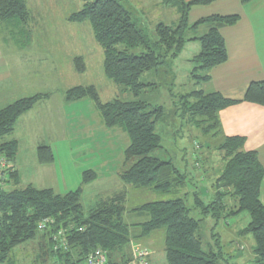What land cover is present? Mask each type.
I'll use <instances>...</instances> for the list:
<instances>
[{
	"label": "trees",
	"instance_id": "1",
	"mask_svg": "<svg viewBox=\"0 0 264 264\" xmlns=\"http://www.w3.org/2000/svg\"><path fill=\"white\" fill-rule=\"evenodd\" d=\"M171 1L167 3L178 7L180 16L175 23H157L154 40L138 22L135 13L119 0L87 1L70 19L74 22L90 21L95 38L104 50L105 74L137 96L147 87H159L157 83L142 81L144 74L167 65L169 59L180 55L188 42L200 41L199 53L191 59L195 64L191 76L200 86L211 80L210 71L215 66L227 61V45L221 29L237 23L239 16L213 15L191 22L189 14L193 6L215 0ZM241 1L247 3L251 0ZM25 2L0 0V23L11 29L21 27L29 18ZM136 49L140 52H135ZM75 65L78 71L84 70L81 57L77 58ZM43 97V94L23 97L0 109V157L7 160L0 186V263L11 258L15 247L40 234L38 260L46 261L49 257L51 264H86L93 251L102 249L107 254L106 264H128L134 251L128 256L123 249L131 238L141 239L158 230L164 234L169 264H228L229 259L222 251L221 235L215 232L216 226L221 222L228 225L231 218L246 211L251 220L238 233L242 237L252 236L255 242L252 259L247 264H264V202L260 198L264 167L256 151L243 149L244 137H225L218 122L219 112L240 100L202 87L188 88L179 99L182 107L179 113H176V107L175 113L187 117L203 135L218 137V149L224 150L226 155L223 170L212 179L214 192H209L211 196L208 194L204 199L199 193L202 189L194 185L195 200L191 206L186 199L188 173L172 160L156 154L163 148L162 136L156 129L165 114L162 105L141 99L122 101L116 98L102 102L93 85L76 86L66 91L68 100L90 97L100 110L104 124L126 133L128 146L122 179L133 187L171 196L131 209L146 214L147 219L130 226L125 222L129 211L124 196L105 200L85 213L81 187L57 193L53 188L19 184L13 164L17 142L6 138L13 133L18 118ZM243 99L264 105V80L252 82ZM38 153L43 164L55 159L48 145L40 146ZM82 177L83 183H90L97 179V174L94 170H86ZM232 195L238 198L237 205L227 203ZM193 210L201 217H194ZM209 217L215 221L214 239L205 240L200 229Z\"/></svg>",
	"mask_w": 264,
	"mask_h": 264
},
{
	"label": "rangeland",
	"instance_id": "2",
	"mask_svg": "<svg viewBox=\"0 0 264 264\" xmlns=\"http://www.w3.org/2000/svg\"><path fill=\"white\" fill-rule=\"evenodd\" d=\"M25 1L29 18L21 27L11 29L5 23H0V56L3 55L2 58L8 63H15L17 57H13L12 54L17 48L22 47L13 44V42H11L13 45L10 43L3 47L1 46L3 40H11L10 38L13 37L15 39H40L42 44L32 43L30 47L25 49L24 54L32 55L34 59H37L36 55L43 54L39 50H44V54L48 59L45 61L51 63L55 61L57 66L56 69L53 65L47 67L43 76L25 79L24 81L30 82L28 87L30 90H28L25 97L36 94H43V98L66 97V91L70 88L93 85L102 102H109L116 98L122 101L141 99L153 105H162L165 114L161 121L157 123L156 129L162 136L163 148L157 150V156L172 160L188 173L190 179L186 183V192L189 193L186 199L189 205L192 206L195 200L193 192L196 188L193 187L194 185H198L200 190L202 189V193H199L204 199L208 197L209 192L213 193L212 179L220 175L226 162L225 151L218 149L220 139L213 137V135H203L187 117L182 118L179 114H176L181 110L182 101H179V99H181V95L185 90L188 88L190 90L201 89V85L199 86L191 76L195 66L191 59L199 53L200 41L188 42L178 57L169 59L167 65L160 67L157 71L144 74L142 81L157 83L159 87H147L137 96L133 91L116 84L105 74L104 50L95 38L90 21L74 22L70 19L73 13L81 10L86 2L91 0ZM119 1L135 13L138 22L141 23V26L144 27L146 33L153 40L156 38L155 27L157 23H175L180 16L178 7L168 4L169 0ZM45 40L48 43H45ZM58 40H61L62 44H59ZM17 52L22 51L17 49ZM135 52L139 53L140 49H136ZM7 54L8 56H6ZM20 55L22 57L23 53ZM79 57L83 59V71L76 69L75 64ZM37 60L43 59L38 58ZM38 61L31 65V70H42ZM19 71L20 69L14 65L10 70V74H16V79L21 82L23 79L17 75ZM4 95L2 94L0 99L7 98ZM66 111L71 116V118H68L67 128H59V132L55 133L56 135L71 137L69 139L71 146L69 150H64L67 143L61 142L59 144L58 148L62 149L59 152L63 156L58 157L57 163H62L66 159L72 161L77 165L78 172L72 171L71 177L65 174L66 184L58 188L55 182V174L51 176L52 169H48L47 173L43 171L41 175L42 178H45L44 183L53 186L54 191L57 193H67L81 187L85 213H88L90 209L97 207L105 200L124 196L129 211L125 216V222L130 226L147 219L146 214L135 213L131 209L144 203L171 197L155 190L133 187L122 179L121 173L124 167L125 150L128 146L127 135L118 127L107 128L102 121L100 110L90 97L70 101L67 99ZM57 163L55 164V173L60 172L61 165L66 167L64 163L61 165ZM30 169H33L31 165ZM86 170L96 172V181L82 182V173ZM28 177L36 178V175L31 172ZM181 194H184V192H181ZM227 203L230 206L237 205L238 198L234 195L229 196ZM195 211H192L194 212L192 213L193 216L200 218L199 212ZM250 220L249 213L244 211L240 215L231 218L228 225L221 222L216 226L215 232L221 235L222 251L229 259L228 264H247L252 259V247L255 245L253 237L249 235L242 237L238 233ZM214 222L209 217L201 224L200 231L205 240L214 239L212 237ZM39 236L40 234H37L34 240L15 247L11 252V258L0 264H51L49 257L46 261L38 260L39 246L37 242ZM146 246L150 251V258L152 251L154 252L151 259L154 264H169L165 252L164 234L158 230L141 239L132 237L131 241L124 246L123 253L132 256L136 247L146 248Z\"/></svg>",
	"mask_w": 264,
	"mask_h": 264
},
{
	"label": "crops",
	"instance_id": "3",
	"mask_svg": "<svg viewBox=\"0 0 264 264\" xmlns=\"http://www.w3.org/2000/svg\"><path fill=\"white\" fill-rule=\"evenodd\" d=\"M189 15L191 22L213 15L239 16L237 23L221 29L227 45V61L215 66L210 71L211 80L203 83L201 87L209 92H221L228 98L240 100L219 112V128L225 137H244L243 149L256 151L264 167V105L243 99L252 82L264 80V0H251L247 3L241 0H215L209 4L193 6ZM10 39L3 40L5 44L2 42L1 46L6 47L13 42L22 46L20 48L14 46L22 52H17V49L13 52L12 56L17 57L15 63H8L2 58L3 55L0 56V98L2 94L7 96L5 99H0V108L26 96L30 90L28 89L30 82L24 81L25 79L43 76L44 70L51 65L54 69L57 68L55 61L53 63L45 61L48 59L44 50H39L43 54L35 56L37 59H43L39 61L32 55L24 54L25 49L32 43L42 44L40 39L14 37ZM60 41L58 40L59 44H62ZM45 43H48L47 40ZM21 53H23L22 57ZM35 60L41 65V71L31 70V65L37 62ZM14 65L20 69L17 75L23 79L21 82L16 79V74H10ZM66 106L65 96L54 99L42 98L18 118L15 129L7 140L17 142L18 150L13 164L18 173V182L22 186L33 185L38 188L54 189L53 186L44 183L45 178L41 177L43 171L47 173L48 169H52L51 176L55 174L56 186L60 188L66 184L65 174L71 177L72 171L78 172L77 165L72 161L66 159L62 163H57L58 157L63 156L59 152L62 150L58 148L59 144L67 143L64 150H69L71 146L69 140L71 137L55 133L59 132V128H67V121L71 116L67 114ZM43 145L50 146L54 152L55 159L49 164L39 161L38 149ZM56 163L59 165L64 163L66 167L61 165L60 172L55 173ZM30 165L33 169H30ZM31 172L36 178L28 177ZM260 198L264 202V178ZM153 254L152 251L151 258Z\"/></svg>",
	"mask_w": 264,
	"mask_h": 264
},
{
	"label": "built area",
	"instance_id": "4",
	"mask_svg": "<svg viewBox=\"0 0 264 264\" xmlns=\"http://www.w3.org/2000/svg\"><path fill=\"white\" fill-rule=\"evenodd\" d=\"M7 160L3 157H0V186L2 179L5 175V168ZM107 263V254L102 249H96L93 251L87 258L86 264H106ZM128 264H154L150 261V251L143 247H136L134 249L133 259Z\"/></svg>",
	"mask_w": 264,
	"mask_h": 264
}]
</instances>
